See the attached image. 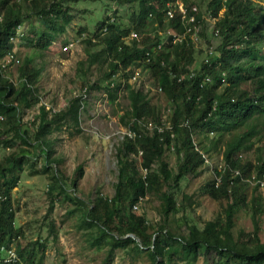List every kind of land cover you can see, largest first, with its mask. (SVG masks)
I'll list each match as a JSON object with an SVG mask.
<instances>
[{
	"label": "trees",
	"instance_id": "16d2710c",
	"mask_svg": "<svg viewBox=\"0 0 264 264\" xmlns=\"http://www.w3.org/2000/svg\"><path fill=\"white\" fill-rule=\"evenodd\" d=\"M68 1L78 0H0V113L4 116L0 122L7 125L3 132L13 133L11 139L2 138L0 133L1 146H15L17 144L13 143L19 139L23 144L37 148L28 138V129L22 125V112L41 102L35 85L40 71L30 73L28 70L32 59L27 56L20 67L19 75H23L24 80L18 85L4 75L1 61L6 55L14 54L13 40L19 36L18 30L27 18L35 17L39 22L33 23V34L26 37L27 42L37 48L50 47L66 32L73 19L65 6ZM116 1L128 4L137 1L138 8L130 16L129 25L111 21V17L99 23V30L92 40L97 41L99 35L107 36L101 41V48L90 52L87 60L90 65L107 63L109 71L106 83H93L91 88H103L113 102L120 90L126 89L130 110L122 119L136 135L134 138L126 135L119 148V174L114 196L98 195L85 212V220L101 232L92 244L101 246L106 236L111 237V251L134 244L137 250L147 249L152 264H178L176 257L184 260L182 264H196L211 250L220 256L213 264H229L231 259L235 264H264V242L253 244L251 234H246V240L236 238L232 230L234 215L245 204L247 180L254 173L256 179L264 177V157L256 166L237 156L253 147L254 138L259 134V123L264 125V0L210 1L213 16H218L220 9L225 8L226 15L217 23V29L223 32V41L218 53L210 55L209 62L200 69H191L193 49L188 35L181 41H174L172 34L167 35V40L163 39L168 30L178 35L185 32L179 12H175L173 18L167 16L168 3L175 0ZM187 4L191 10L190 0ZM197 18L200 20L199 12ZM104 27H107L105 33ZM132 31L140 34L139 40L128 41ZM142 64L152 71L160 89L172 97L174 110L170 128L160 129L158 125L149 128L153 121L161 124V114L147 93L130 83L133 68ZM118 73L123 80L116 79ZM207 76H210L208 81L205 80ZM82 101V96L73 98L65 111L54 114L41 105L35 138L47 160L43 166L45 173L50 167L48 162L53 165L58 162L56 158L51 160L54 149L49 134L59 130L62 120L78 126ZM206 130L217 134V140L211 139L208 147L202 141L199 149L194 143V135ZM234 130L240 131L234 139L226 141L223 150L225 167L216 171L217 177L203 187L212 198L228 200L224 220H210L203 229L190 225L188 235L176 236L163 225L151 231L153 227L131 210L132 205L150 191H159L163 185L172 189L184 176L198 175L206 162L204 154L207 150ZM141 141H144L145 151L160 160L158 169L149 171L145 178L139 176L137 162L131 157L132 153H138L137 144ZM171 146L179 159L177 173L163 160L166 149ZM30 161L33 163V152L23 148L11 153L0 164V247L11 246L20 235L15 226L12 190L19 183L23 167ZM79 168L82 176V165ZM33 173L38 171L33 170ZM52 179L49 193L53 195L57 188H60L58 194L64 193V185L56 173ZM162 198L163 214L168 217L177 210L176 201L168 191L162 192ZM259 201L258 198L255 202L254 216L263 210ZM36 244L43 250L39 260H36ZM34 245L29 250V247L19 246L17 251L27 264H44L47 246L44 243Z\"/></svg>",
	"mask_w": 264,
	"mask_h": 264
},
{
	"label": "rangeland",
	"instance_id": "374dc122",
	"mask_svg": "<svg viewBox=\"0 0 264 264\" xmlns=\"http://www.w3.org/2000/svg\"><path fill=\"white\" fill-rule=\"evenodd\" d=\"M210 1L190 0L192 5L198 6L200 15L198 26L200 31L187 36L191 39L193 49L191 69H200L209 57L210 51L218 53L223 41L222 30L218 34L216 30L219 18L226 15L225 8L220 9L218 16H213L209 7ZM65 6L73 19L66 32L59 35L50 47L37 48L27 42L26 37L33 34V23L39 24L35 17L27 18L23 20V25L18 30L19 36L13 40L15 42L13 53L19 61H10L7 55L1 61L4 75L15 85L24 80L23 75L22 77L19 75V69L27 56L32 59L28 67L29 72L40 71L35 85L41 102L22 112V125L24 129H28V138L37 148L25 145L19 139L13 143L17 144L15 146L0 145V164L7 156L20 149L25 148L33 152V163L30 161V164L23 167L19 183L12 190L15 226L20 233L12 244L16 247H29V250L35 246L34 243H44L47 246L44 264H152L147 249L137 250L134 244L111 251L110 236L103 239L101 246L93 245L95 237L100 236L101 232L97 226L85 220L86 210L93 205L98 195L111 198L115 194L119 174L118 151L128 130L122 117L130 110V100L124 87L114 102L110 101L103 88L95 86L91 88L93 83H106L109 65L107 63L90 65L87 60L88 54L100 49L101 41L107 36L99 35L97 41L92 40L95 32L99 30V23L108 17H114L121 25H129L130 16L137 11L138 2L128 4L115 0H78L68 1ZM166 38L167 34L163 39ZM69 43L73 45L66 48ZM136 70H139V75L135 79H130L131 85L143 89L152 105L161 114V124L153 121V126H149L150 130L156 125L161 129L170 128L174 110L172 97L160 89L154 74L146 65L135 66L132 75ZM116 79L121 81L124 77L118 73ZM85 90L87 95L85 99L83 97L80 108V124L73 126L69 120H62L59 130H54L48 136L54 149L51 160L56 158L58 162L54 165L48 162L50 167L45 173L43 166L47 160L35 138L41 105H44L51 114L63 112L69 107L71 100L83 96ZM258 128L259 134L254 138L253 147L237 153L244 162L250 161L256 166L261 164L264 157L262 122ZM5 129L7 125L0 122L2 138L11 139L13 133L3 132ZM239 131L226 133L222 141L216 142L213 148L207 150L208 152L204 154L206 162L198 175L184 176L175 188L163 185L159 191H150L144 198L135 202L131 210L153 227L151 231L163 225L176 236L188 235L190 225L203 229L210 220L218 218L224 220L228 200L212 198L203 187L217 177L216 171H221L225 167L223 150L226 141L234 139ZM211 139L216 141L217 134L207 130L205 133L196 132L194 135V143L199 149L202 141L208 147ZM143 143L144 141H141L137 144L139 151L132 153L131 157L137 162L139 176L145 178L149 171L158 169L160 160L150 156L145 151ZM163 160L174 173L179 171V159L173 146L166 149ZM81 165L82 176L79 168ZM33 170H37L38 173H33ZM54 173L64 185L62 194H58L60 188L54 190L53 195L49 193ZM254 176L255 173L247 180L249 185L245 190V204L237 209L232 229L235 237L243 240L248 238L246 234H251L253 244L264 242V183H258ZM163 191L170 192L177 205V210L171 212L168 217L163 214ZM258 198L261 200L259 203L263 210L254 216L255 202H258ZM36 251L38 253L36 260H39L43 250L37 244ZM219 260L218 253L211 250L202 255L196 264H213ZM176 261L178 264L184 262L179 257H176ZM229 264H235V260L231 259Z\"/></svg>",
	"mask_w": 264,
	"mask_h": 264
},
{
	"label": "built area",
	"instance_id": "2783aa9c",
	"mask_svg": "<svg viewBox=\"0 0 264 264\" xmlns=\"http://www.w3.org/2000/svg\"><path fill=\"white\" fill-rule=\"evenodd\" d=\"M116 1V0H115ZM168 10H167V16L168 18H173L175 16V12H179L181 14V20L183 21L185 32L182 35H178L172 30H168L166 33L167 35H174V41H181L183 37L186 35H193L200 31L199 21L197 18V14L199 12L197 5H192L191 10L188 9L187 0H175L168 3ZM116 19L114 17H111V21H115ZM107 31V27H104L103 33ZM219 33V29L216 30V34ZM140 34L136 31H132L130 35L128 36V41L130 40H139ZM95 40V39H94ZM73 44L69 43V45L66 48H70ZM162 44H160L158 47L160 48ZM213 52L210 51L208 56L212 55ZM8 59L10 61L18 62L19 60L16 58L15 54H9L7 55ZM209 62V57L206 59V63ZM139 75V70H136L132 76V78H137ZM206 81L210 80V76H207ZM82 97H86L87 93L86 90L84 91ZM4 119V116L0 113V121ZM152 125V123H149V126ZM153 126V125H152ZM161 129V128H160ZM129 136L131 138H134L136 133L132 129H129L126 131L125 136ZM255 177V176H254ZM256 179V178H255ZM258 183H264V177L262 179H257ZM137 207V206H135ZM3 262L4 264H27L22 256L19 255L17 251V247L13 244L11 246L3 245L0 247V263Z\"/></svg>",
	"mask_w": 264,
	"mask_h": 264
}]
</instances>
